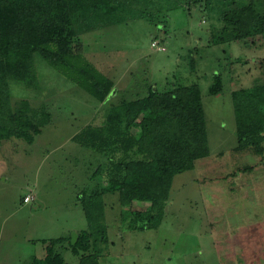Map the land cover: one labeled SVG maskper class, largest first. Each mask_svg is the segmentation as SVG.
Returning <instances> with one entry per match:
<instances>
[{
	"label": "rangeland",
	"instance_id": "374dc122",
	"mask_svg": "<svg viewBox=\"0 0 264 264\" xmlns=\"http://www.w3.org/2000/svg\"><path fill=\"white\" fill-rule=\"evenodd\" d=\"M221 24L195 5L170 10L166 22L136 18L81 34V53L114 81L104 101L36 53L35 85L9 80L12 106L25 99L50 118L30 142L0 141V264H31L45 255L42 240L58 237L64 264H78L69 241L88 229L82 191L104 185L101 174L91 176L106 158L71 137L101 125L111 106L173 83L198 85L209 154L174 176L157 227L128 228L131 210L148 203L122 205L109 192L96 198L103 219L96 208L95 226L106 227L94 249L99 264H264V142L262 155L236 150L232 103L234 90L264 82V34L213 44ZM214 74L222 89L210 93Z\"/></svg>",
	"mask_w": 264,
	"mask_h": 264
},
{
	"label": "trees",
	"instance_id": "16d2710c",
	"mask_svg": "<svg viewBox=\"0 0 264 264\" xmlns=\"http://www.w3.org/2000/svg\"><path fill=\"white\" fill-rule=\"evenodd\" d=\"M195 5L222 23L212 33L213 44L264 34V13L256 0H0V141L17 138L30 142L49 121L45 107L32 108L25 99L14 106L10 102L9 80L21 81L27 87L35 85V53L104 101L114 96V81L81 53V34L136 18L166 22L170 10ZM213 79L209 92L217 93L222 89L221 77L214 74ZM232 103L236 150L251 148L262 155L264 82L234 90ZM71 140L106 158L91 176L101 174L104 185H97L92 193L82 191L88 229L73 244L69 241L72 253L79 257L78 264H99L94 249L105 240L106 227L101 223L96 229V208L103 219V208L96 198L109 192L117 193L122 205L148 203L145 208L131 210L128 228L157 227L174 176L192 170L198 159L208 156L200 89L195 83H173L162 90L150 86L145 95L111 106L101 125H86ZM93 232H97L96 237ZM63 240H42L45 255L34 258L31 264H64L55 249Z\"/></svg>",
	"mask_w": 264,
	"mask_h": 264
},
{
	"label": "built area",
	"instance_id": "2783aa9c",
	"mask_svg": "<svg viewBox=\"0 0 264 264\" xmlns=\"http://www.w3.org/2000/svg\"><path fill=\"white\" fill-rule=\"evenodd\" d=\"M30 199H31V197H29L28 195L24 196V198H23L24 201H29Z\"/></svg>",
	"mask_w": 264,
	"mask_h": 264
},
{
	"label": "water",
	"instance_id": "95a60500",
	"mask_svg": "<svg viewBox=\"0 0 264 264\" xmlns=\"http://www.w3.org/2000/svg\"><path fill=\"white\" fill-rule=\"evenodd\" d=\"M73 239L71 240V243L73 244L75 241H76V239H77V237L73 234ZM75 239V240H74Z\"/></svg>",
	"mask_w": 264,
	"mask_h": 264
}]
</instances>
